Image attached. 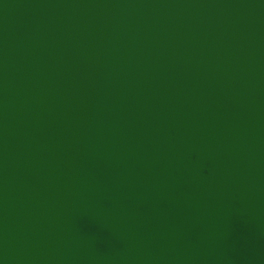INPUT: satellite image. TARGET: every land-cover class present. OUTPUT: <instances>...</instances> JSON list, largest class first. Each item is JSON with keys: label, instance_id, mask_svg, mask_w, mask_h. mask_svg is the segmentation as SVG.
Segmentation results:
<instances>
[{"label": "water", "instance_id": "water-1", "mask_svg": "<svg viewBox=\"0 0 264 264\" xmlns=\"http://www.w3.org/2000/svg\"><path fill=\"white\" fill-rule=\"evenodd\" d=\"M0 264H264V0H0Z\"/></svg>", "mask_w": 264, "mask_h": 264}]
</instances>
